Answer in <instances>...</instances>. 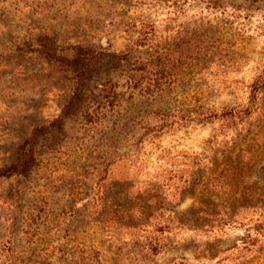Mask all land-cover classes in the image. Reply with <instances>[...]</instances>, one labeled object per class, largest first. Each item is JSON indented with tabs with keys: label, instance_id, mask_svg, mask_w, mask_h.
<instances>
[{
	"label": "rangeland",
	"instance_id": "374dc122",
	"mask_svg": "<svg viewBox=\"0 0 264 264\" xmlns=\"http://www.w3.org/2000/svg\"><path fill=\"white\" fill-rule=\"evenodd\" d=\"M260 76L264 0H0V264H264Z\"/></svg>",
	"mask_w": 264,
	"mask_h": 264
},
{
	"label": "trees",
	"instance_id": "16d2710c",
	"mask_svg": "<svg viewBox=\"0 0 264 264\" xmlns=\"http://www.w3.org/2000/svg\"><path fill=\"white\" fill-rule=\"evenodd\" d=\"M264 87V76H260L252 85L253 93H255L260 88ZM253 216H242L241 219L237 218L242 211H239L234 216L224 215L222 225H237L240 220L241 225L245 227L244 233L241 237V242L239 243L242 246V249H245L247 252H254L257 248L263 245L264 242V206H257L252 208ZM245 220V221H244ZM219 221V223L221 222ZM151 248L154 255H158L164 248H159L157 245L148 244Z\"/></svg>",
	"mask_w": 264,
	"mask_h": 264
}]
</instances>
